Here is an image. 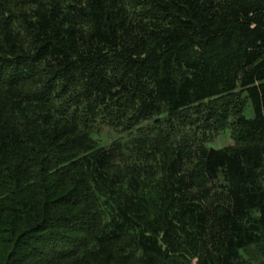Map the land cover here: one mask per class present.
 Masks as SVG:
<instances>
[{
    "label": "trees",
    "instance_id": "trees-1",
    "mask_svg": "<svg viewBox=\"0 0 264 264\" xmlns=\"http://www.w3.org/2000/svg\"><path fill=\"white\" fill-rule=\"evenodd\" d=\"M237 88L254 116L234 144L139 126ZM98 121L137 131L106 148ZM250 246L264 251V0H0V264H242Z\"/></svg>",
    "mask_w": 264,
    "mask_h": 264
},
{
    "label": "rangeland",
    "instance_id": "rangeland-1",
    "mask_svg": "<svg viewBox=\"0 0 264 264\" xmlns=\"http://www.w3.org/2000/svg\"><path fill=\"white\" fill-rule=\"evenodd\" d=\"M236 90L233 95L221 98L222 100L226 99L224 105L219 106L213 103L218 102L219 99L205 100L201 105L199 104L198 108L172 115L162 113L143 121L139 126L148 137L154 139L158 137L159 133H162L163 136H167L169 143L175 146L204 143L207 147L220 148L234 144L236 130L233 129V123L235 118L240 115L246 118L254 116L251 102L246 94L242 91L239 92V88ZM216 114L217 116H215ZM134 131L137 130L122 131L118 127L98 121L92 128L91 137L99 145L108 148L113 142L119 141L125 144L135 135ZM130 153L123 149L119 160L130 158ZM134 160H137L136 154ZM240 257L242 264H264V251L261 252L256 246L242 250Z\"/></svg>",
    "mask_w": 264,
    "mask_h": 264
}]
</instances>
